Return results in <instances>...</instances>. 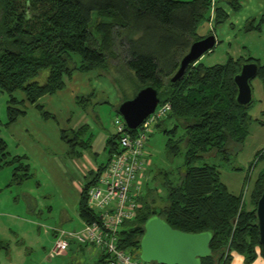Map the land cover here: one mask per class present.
<instances>
[{
  "label": "trees",
  "instance_id": "obj_1",
  "mask_svg": "<svg viewBox=\"0 0 264 264\" xmlns=\"http://www.w3.org/2000/svg\"><path fill=\"white\" fill-rule=\"evenodd\" d=\"M241 1L227 0V4L237 11ZM227 16L224 9L213 6L210 0H0V91L7 96L5 127L24 114V102L32 105L41 96L62 90L73 72L97 71L119 89L123 81L133 91L132 97L150 86L157 93V106L169 104L166 115L150 125L148 139L155 128L170 137L166 140L170 151L176 153L179 145L185 143L184 170L176 184L165 185V205L159 208L148 196L147 199L139 195L145 185V179L141 180L134 198L139 207L134 217L124 221L117 231V248L134 257L139 258L143 226L152 217H159L171 229L183 233H209V255L200 258L198 264H229L230 253L241 256L243 264H251L257 255L261 256L255 205L264 184V166L250 190L253 208L245 211L240 196L228 192L214 166L196 167L194 162L209 150L224 155L231 144H242L247 136L250 103L236 104L232 78L241 64L255 63V77L262 79L264 64L259 65L252 57L228 56L223 64L211 66L197 60L186 66L180 79L170 81L189 46L211 35H199V23L211 21L217 26ZM252 23L253 20L249 21L246 31L264 26V13L257 25ZM42 70L47 75L44 83L38 84L35 78ZM14 92L21 93L23 98L17 100ZM119 94L125 101L121 90ZM92 95L76 100L87 108L94 105L89 104ZM35 108L43 119L51 117L40 105ZM115 114L116 124L134 138L140 127L128 131L116 110ZM168 121L175 122L170 130L164 127ZM178 128L182 137L175 138ZM61 138L68 144V158H77L89 149L92 134L88 126L82 125L76 130L62 131ZM118 138L117 133L106 138L105 162L94 172H88L80 189L76 212L84 224L97 221L87 208L86 192L112 156L121 152ZM76 147L79 151H74ZM263 155L256 153L255 158L259 160ZM24 160L23 156L10 157L0 138V170L11 167L9 185L30 178ZM72 245L75 251L82 248L80 244L71 242L69 246Z\"/></svg>",
  "mask_w": 264,
  "mask_h": 264
},
{
  "label": "rangeland",
  "instance_id": "obj_2",
  "mask_svg": "<svg viewBox=\"0 0 264 264\" xmlns=\"http://www.w3.org/2000/svg\"><path fill=\"white\" fill-rule=\"evenodd\" d=\"M252 2H257V6L254 7ZM215 4L224 9L228 16L225 22L217 26H213L211 21L199 23L197 33L201 36L210 33L217 44L208 53L203 54L198 62L211 66L223 64L228 56L233 59L252 57L258 60L259 65H263L264 26L260 25L258 30L250 31L245 28L251 20L253 25H257L261 14L264 13V0H247L237 11L230 9L227 0H216ZM252 9L257 10L247 18L246 15ZM74 57L78 60L77 56ZM86 74L94 76L87 80L85 85L86 97L93 93L89 97V104L94 105H88L86 108L77 100L71 103L64 99L56 111L57 115L44 119L45 122L42 121L40 111H37L42 119L40 121H35L34 116L29 113L27 133L23 130L26 123L20 118L10 126L3 125L6 121L7 96L0 91V138L5 142L10 157H26L24 162L31 174L30 178L22 183L9 185L11 167L0 170V264L95 263L94 248H88V252L93 255L91 260L85 255L75 254L72 250L64 257L53 258L50 255L53 244L51 233L54 230L76 231L78 225L80 226L76 213L78 193H74L69 184L75 181L82 186L86 182V177L83 178L70 163L73 158H68V144L61 138V132L76 129L86 122L92 124L93 134L113 135L118 125L115 110L122 101L119 92L121 90L128 100L132 98L133 91L124 85L123 81L119 89L109 78L99 75L97 71ZM46 75L47 71L42 70L35 81L43 84ZM104 80L110 82L111 88L104 84ZM249 86V121L247 136L242 144H231L224 155L209 150L194 162L196 167L204 164L214 166L219 181L226 186L229 193L240 196L245 211L253 208L249 197L250 190L257 173L264 166V155L259 160L255 158L256 153H264V78H253ZM18 94H15L16 98L20 97ZM55 104L58 107V104ZM174 125L175 122L168 121L164 127L170 130ZM174 137H182L180 128L174 133ZM167 138L170 137L152 128V134L145 145V153L150 155V166L142 175V179H145L143 191L149 190L156 194L151 198L158 208L165 205V185L176 184L184 170L185 143L179 145L174 153L166 148ZM74 151L79 149L76 147ZM104 161V154L97 156V164ZM233 254L235 253L229 254L231 259ZM237 256L241 258H238L239 264H243L242 257ZM256 259L260 260L258 264H264L261 256L257 255Z\"/></svg>",
  "mask_w": 264,
  "mask_h": 264
},
{
  "label": "built area",
  "instance_id": "obj_3",
  "mask_svg": "<svg viewBox=\"0 0 264 264\" xmlns=\"http://www.w3.org/2000/svg\"><path fill=\"white\" fill-rule=\"evenodd\" d=\"M169 109L167 103L156 106L139 125L140 129L134 138L125 133L120 124L115 128L122 150L112 156L95 184L86 192L87 208L95 214L97 221L83 224L77 231L54 230L50 249L52 256L68 250L73 242L92 245L102 256L99 264H156L145 263L138 257L119 250L117 231L124 221L134 217V212L139 207L134 198L140 190L142 175L149 161L145 145L150 125L163 118Z\"/></svg>",
  "mask_w": 264,
  "mask_h": 264
},
{
  "label": "water",
  "instance_id": "obj_4",
  "mask_svg": "<svg viewBox=\"0 0 264 264\" xmlns=\"http://www.w3.org/2000/svg\"><path fill=\"white\" fill-rule=\"evenodd\" d=\"M214 45L215 39L212 35L193 42L179 61L178 68L170 81L180 79L186 66L197 61ZM256 73L255 63H244L233 76L232 82L236 88L235 102L237 105L245 106L251 102L249 82L255 78ZM158 103L156 91L146 86L138 90L131 99L122 101L116 113L125 128L133 131L153 112ZM255 218L260 254L264 260V184L255 205ZM209 241L210 235L207 232L183 233L171 229L159 217H152L143 226V233L139 240V259L145 263L156 264H198L200 258L209 255Z\"/></svg>",
  "mask_w": 264,
  "mask_h": 264
},
{
  "label": "crops",
  "instance_id": "obj_5",
  "mask_svg": "<svg viewBox=\"0 0 264 264\" xmlns=\"http://www.w3.org/2000/svg\"><path fill=\"white\" fill-rule=\"evenodd\" d=\"M212 2V5L213 6H217L215 3H216V0H210ZM247 0H242L240 2V5L241 6H244L245 5V2ZM251 1V0H248V2ZM252 5L254 7L257 6V2H252ZM257 9H252L249 11V14L246 15L247 18L251 17L252 14L256 11ZM212 15V13H211ZM215 44H217V41H215ZM91 71H89L90 73ZM87 72L85 73H79V72H73L71 75H70V78L68 80H66L65 82V86L62 90L60 91H57L55 92L53 95H44V96H41L35 104H28L26 102H24L23 106H22V110L24 111V114L18 118H20V120L24 123H26V125H24V132L27 133L28 132V124H29V120H28V114L31 113L34 118H35V121H40L42 120L40 115L37 113V109L35 108V105H40L42 107V111L45 112L46 114L52 116V117H55L57 114H56V111L58 110V108H60V104L61 102L65 100H69L71 103H75L76 101V98L78 97H85L86 96V81L89 80V79H92L94 76L93 75H87L86 74ZM104 84L108 87L111 88V84L108 80H104ZM108 87V88H109ZM18 94L19 92H14L13 93V96L16 98L15 94ZM90 94H93V93H90ZM18 96H20L19 98H16L17 100H21L23 98L22 94L19 93ZM58 104V107H56V104ZM46 106V107H45ZM64 108V106H63ZM21 109V108H20ZM46 109V110H45ZM45 110V111H44ZM18 118H16V120L12 123L14 124L16 121H18ZM47 120V119H46ZM44 121V119L42 120ZM117 121V119H116ZM45 122V121H44ZM10 124V125H12ZM9 125V126H10ZM82 125H86L88 126V129L89 131L91 132L92 134V139H91V142H90V146H89V149H86L84 151H82L81 153V156L80 157H77V158H73V160L70 162L73 166V168L75 170L78 171V173L83 177L85 178L88 174V172H94L96 170V168L98 167V165L100 164H103V163H99L97 164L96 163V159H97V156L100 155L101 153L105 155V160H106V154L104 152V143H105V140L108 136H104V134H93L92 133V124L91 123H83ZM80 125V126H82ZM79 126V127H80ZM79 127H77L76 129H78ZM76 129H72V130H76ZM150 155H148V158H149ZM25 157V156H23ZM26 159V157H25ZM149 160V159H148ZM25 161V160H24ZM150 166V160L148 161V164L145 168V170L147 168H149ZM69 187L70 189H72V191L74 193H78V197H79V194H80V189L82 186H79L75 181L71 182L69 184ZM152 194V195H151ZM140 196H145L147 199L149 197V199H152L151 197H155V194L153 195L152 192H150L149 194V190H147L146 192L140 191ZM148 196V197H147ZM78 200V198H77ZM77 204V203H76ZM77 213V212H76ZM78 217V215H77ZM78 219L80 220V226L78 225V227L76 228V231L81 229L84 222L78 217ZM51 237L53 239V234L51 233ZM75 247V246H74ZM81 247L79 249V251H75V248H73V245L72 246H69L68 250L62 252L60 255L58 256H51L53 258L55 257H59V256H66L67 253L72 250L75 252V254H80V255H85L87 256L90 260L92 259L91 257L93 256L92 254H90V252H88V248H93L91 247L90 245L88 244H81ZM70 249V250H69ZM70 253V252H69ZM234 257H237V258H234ZM52 258V259H53ZM238 257L237 255L233 254L232 255V259L230 261V264H239V261H238ZM241 259V258H240ZM95 260V263L94 264H99V261H101L100 257H99V254L98 252L96 251L94 256H93V261ZM260 263V260L259 259H256L254 261L253 264H258Z\"/></svg>",
  "mask_w": 264,
  "mask_h": 264
}]
</instances>
